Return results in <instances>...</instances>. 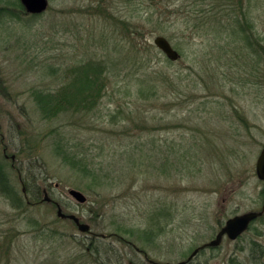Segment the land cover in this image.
<instances>
[{"label": "rangeland", "instance_id": "374dc122", "mask_svg": "<svg viewBox=\"0 0 264 264\" xmlns=\"http://www.w3.org/2000/svg\"><path fill=\"white\" fill-rule=\"evenodd\" d=\"M18 1L0 0V161L19 198L0 196V264L179 263L229 219L260 212L264 0H49L38 17ZM101 62L95 107L46 118L34 93ZM64 149L95 173L67 165ZM27 186L41 203L27 205ZM45 193L91 233L57 222ZM263 249L264 214L194 264H264Z\"/></svg>", "mask_w": 264, "mask_h": 264}, {"label": "trees", "instance_id": "16d2710c", "mask_svg": "<svg viewBox=\"0 0 264 264\" xmlns=\"http://www.w3.org/2000/svg\"><path fill=\"white\" fill-rule=\"evenodd\" d=\"M17 8L20 11L22 10V12L26 11L23 5L21 4V1L20 2L18 1ZM38 16L39 15H34V17H38ZM166 60L167 63L173 62L169 60L167 57ZM141 64L142 63H140V65ZM105 68H106L105 62H101L99 64L97 63L96 65L89 64L88 66L78 69L77 71H73L71 73L69 72V74L73 78L72 81L68 83H64V85L61 88H59V90L57 91L42 90L35 92L33 95L34 102L36 103L39 110L44 113L46 118H56L61 114H66L70 111H77V112L90 111L95 107L97 103V98L101 95V91L103 88L102 85L103 81L101 80V75L104 72ZM145 74L147 78L148 73L146 72ZM64 77H65L64 79L69 78L67 76ZM64 150L65 151L61 153V157L63 158L65 163H67V165L69 164V166L73 167L75 170H78L83 174L89 173L88 170H90L92 174L95 173V169H90V163L86 156H80L78 153H71L66 149ZM22 155H23L22 150L21 151L18 150V153L16 154V159L18 160L19 156ZM26 188L27 190L25 194H27L28 197H30L32 200L29 204L25 203V206L41 203L42 200L41 189H38L36 187L30 188L29 186H27ZM16 195L17 192L10 183L7 167L1 160L0 161V196L5 197L6 199H10L16 203V201L19 200V198H17V200L15 201ZM54 206L57 209L56 205ZM155 216L157 217V215ZM153 220L154 222H157L154 217ZM66 221L67 220H63L59 218L57 222L61 223ZM44 230H47V228H45ZM130 235H132V233ZM91 246L93 248L96 247L97 249L96 251L98 252L99 249H101V246L97 239L91 241L89 247L90 252H91ZM207 250L208 249L200 251V253L188 264H194L195 261L199 259V257L202 256V254H204ZM92 255L95 254L92 253ZM260 255L264 256V249L262 250Z\"/></svg>", "mask_w": 264, "mask_h": 264}, {"label": "water", "instance_id": "95a60500", "mask_svg": "<svg viewBox=\"0 0 264 264\" xmlns=\"http://www.w3.org/2000/svg\"><path fill=\"white\" fill-rule=\"evenodd\" d=\"M21 4L25 8L26 12L31 15H41L44 14L49 8V0H20ZM155 46L161 50L166 57L173 61L177 62L181 59V54L174 49L170 41L164 36H158L154 40ZM12 160H15V156L12 157ZM256 173L260 180L264 181V147L260 153V156L257 160L256 164ZM26 192V189H24ZM69 195L74 198L77 202L84 204L87 202V197L80 191L72 189L69 191ZM45 202H52V199L45 193ZM264 214V204L261 212H251L243 215L236 216L234 218L229 219L225 226L218 233L216 238L209 243H205L204 245L198 247L192 255L187 259V261H182L179 263H166V264H188L191 262L202 250L208 248H217L222 244V241L225 237L228 239L235 241L240 236H242L250 227L251 223L257 220L260 216ZM57 216L63 220L73 221L78 230L84 234H88L91 232V227L80 221V219L73 214H67L64 212L62 206L57 203ZM155 264H161L155 262Z\"/></svg>", "mask_w": 264, "mask_h": 264}, {"label": "flooded vegetation", "instance_id": "af4514ba", "mask_svg": "<svg viewBox=\"0 0 264 264\" xmlns=\"http://www.w3.org/2000/svg\"><path fill=\"white\" fill-rule=\"evenodd\" d=\"M56 204H57V203H54V205H56ZM261 211H262V208H261L260 212H261ZM260 217H261V216H260ZM257 220H258V219H257ZM253 223H255V221H254ZM253 223L250 225V227L248 228V230L252 227ZM222 228H223V227H222ZM222 228H221V229H222ZM248 230H247V231H248ZM220 231H221V230H220ZM247 231H246V232H247ZM246 232H245V233H246ZM245 233H244V234H245ZM244 234H243V235H244ZM243 235H242V236H243ZM94 236H95V234H94ZM94 236H93V237L87 236V237L91 238V240H96L98 237L96 238V236H95V237H94ZM242 236H240L238 239H240ZM226 238H227V237H226ZM226 238H224V239H226ZM224 239H223V240H224ZM238 239H237V240H238ZM229 240H230V239H229ZM237 240H235V241H237ZM231 241H232V240H231ZM144 257H145L146 261H148V262L151 261V260L148 259V256H147V255H144ZM150 263H151V264H155L154 261H151Z\"/></svg>", "mask_w": 264, "mask_h": 264}]
</instances>
